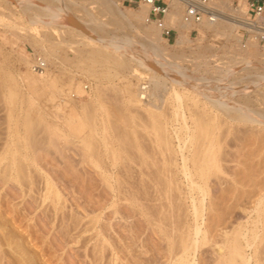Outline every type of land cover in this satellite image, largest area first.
Masks as SVG:
<instances>
[{"label": "bare ground", "instance_id": "bare-ground-1", "mask_svg": "<svg viewBox=\"0 0 264 264\" xmlns=\"http://www.w3.org/2000/svg\"><path fill=\"white\" fill-rule=\"evenodd\" d=\"M5 1L10 2L13 0ZM14 1L19 6L29 7V9L35 8V13L40 15V17L37 14L35 15L41 19L42 26L52 28L58 38L60 37L57 31L58 27L72 28L80 32L83 38L87 40L88 45L92 46L90 51H88V59L93 64L103 62V64L108 65V67L103 68L101 78L103 80H123V86L119 89L113 83L105 86L99 81L95 85L93 92L87 89L89 91V94H87L88 101L85 103L80 102L79 109H77L70 101V96L72 92L83 93L81 84H75L70 79L66 85V91L63 86H59L57 78L51 75L49 68H46L45 64L43 65L44 68L42 66V69H40V66L38 70L24 77L29 86L30 93L27 99L21 97L17 101V92L15 91L17 86H11L8 84L7 79L0 78V88L2 89V91L0 90L1 100L6 107V128L2 144L3 147L0 148V174L2 173L4 176L3 181L7 178H13L15 180L20 178L19 182L21 183V175L27 171L26 169H24L26 171H22V168H24L22 167V163L26 160L27 153L33 146L40 145V147H43L45 141L48 145H52L51 147L57 144L53 148L59 149L60 147L58 148L57 141H60V139L80 138L84 149L94 151L92 149L94 141L97 139V141L103 140V157L101 156V151L100 157L101 159L103 158V165L101 166H103L104 185L111 192H114L116 189V197L118 199L122 198L121 195L128 198L131 197L130 199L133 200L136 211L141 212L147 224L160 235L165 245L166 264H197L196 256H198V253L199 256L201 255L200 252H202L201 249L203 247H207L213 254L212 261L209 264H264V195L258 198L254 208L244 209L243 213L245 214L246 220L243 222L235 221L237 220L235 217V220H233V209L239 207L241 209L243 202L241 203L235 200L232 206H230V203L224 209L218 208L221 207L220 204L223 200L227 201V198L222 199L225 193L230 192L229 189L231 187H233L232 189L235 192L236 186L240 182L236 180L237 174H240L237 173V169L241 164L240 157L243 151L240 143H242L244 135L250 131L249 125L255 124V128L260 133L264 132V116L258 114V111L255 112L257 109H250L251 107L249 108L242 101V99L246 98L245 95H247L249 90L256 86L248 85L242 87L229 82L230 84L221 86V88L218 86L219 82L217 80L219 78L215 80L212 77L218 83L213 82V80L204 83L203 74L201 75L202 79H200L203 81L200 82L199 79L195 81L197 80L196 76H194L195 74L191 75V72L189 73L186 68L182 67L180 64L181 61H176L183 57L182 54L179 57H175V61H171L161 57V53L163 52L157 46L153 47L154 33L160 31L154 21L148 22L152 23L151 26L143 30V39L147 43H153L150 47L142 46L141 44L138 45V43L128 45L121 42V40L115 42L106 38L97 37V34L93 30L82 25L85 22H81L82 24H80V20L78 21L71 13V10L78 5L73 3L75 0L73 2L68 0H52L56 1L57 5L46 4V1L42 3L43 1L40 0H25V2H23L24 0ZM47 1L49 2V0ZM171 1L173 5L171 4L170 6L173 11L166 12L163 25L167 29H169L168 26L170 27L172 25L182 30L189 24L183 20L186 0ZM217 1L221 2L220 5L222 6V1L227 0ZM20 2H23V4H20ZM96 2L98 1L96 0ZM212 2L210 0L209 6L215 11L216 15L212 20L204 18L200 23H195V26H198L200 30H212L215 28V32L223 35H229L237 28L258 32L253 23L258 22V17H254L253 20L244 18L243 15L247 13L245 8H241L238 11L236 9L237 16H227L219 9H216ZM83 3L80 4L82 5ZM100 3L102 4L101 6H104L103 8L112 12L111 15L116 20L118 14L116 10L113 11L114 8H112L111 1L101 0ZM82 7L80 10L84 11L86 19L88 16L90 17V19L88 18L90 22H88L95 23L97 17L95 18L89 9H84V6ZM149 11L150 8L148 6L141 4V11L137 14V17L147 19L146 16L149 14ZM29 12L31 13V10ZM219 13H222V17L218 16ZM34 18H28L30 19L28 21L30 26L36 24V19L39 21L38 18ZM112 20L114 21V19ZM114 22L116 23V21ZM215 22H217L216 25H214ZM98 25L100 26V23ZM103 26L105 29V25ZM16 28H19V26H16ZM260 33L264 35V32ZM127 38L129 39V37ZM60 40L62 41L63 39ZM34 42L42 49L43 58L41 59H45L43 63L44 61L49 62L51 59L59 60L62 49L61 42L58 41L59 43H55L47 41L46 43L45 40H34ZM70 51L72 52V50ZM199 57H203L202 54ZM40 61L42 62V60ZM130 62L143 65L149 69L151 72L149 79L151 88L144 87L142 91L135 93L132 90L131 83L122 78L119 72L115 70L119 69L123 71L124 69L130 68ZM242 62H246L248 65L252 63L245 56L241 58ZM37 67L39 66L37 65ZM111 68H114V73L110 72ZM229 70L223 74L224 76H221L229 77L232 75ZM191 76H194L195 79L193 80ZM95 83L97 82L95 81ZM213 85L218 86L219 90L216 87L218 91L221 88L222 93L215 91V88H212ZM107 88H111L113 91L121 94L117 98L113 96L117 100L122 97L119 103H122L121 106L123 105V108L117 103L120 109H123L121 111L122 114L116 110L117 108L115 109L117 104L115 105L109 102L112 99L110 97L112 95L108 96L111 98L108 100V97L105 95L109 94H103V91ZM109 89L107 90L110 91ZM107 90H105V93ZM158 92L164 93L162 98L159 97ZM239 95H243L242 98ZM83 96H86L85 93ZM104 98L113 105L112 108L116 110V114L114 112L115 110L113 111L114 114L110 112L111 110L109 111L111 109L110 107L107 109L110 104H107L108 106L106 107ZM58 100H61V103H57ZM121 100L122 102H120ZM24 104L27 105L26 109L28 111L31 108H36L35 122L31 121L30 114H26L28 115L27 120L25 119L26 122L20 124L19 114ZM63 108H67L69 112L65 113L63 117L59 115L60 119L62 117L61 120H63L61 124L54 122L52 124L42 123L44 117L50 116L49 113L62 112ZM258 110L260 112L262 111L259 108ZM15 111L18 113L17 116L14 115ZM117 112L120 113V116ZM88 115H91V121L89 122L87 121ZM112 116L117 119L118 117L122 118L123 133L119 134V130H121L120 125L117 128L119 130H116L112 126ZM24 117L26 118L27 116ZM55 117L57 119L59 118L57 115ZM60 119L58 120L61 121ZM118 121L120 122V120ZM12 123L14 124L12 125ZM35 125L37 129L40 125L42 126V128L40 127L41 129L39 128L40 131L35 129ZM115 131L116 134L118 131L117 135H114ZM255 132L252 133L254 134ZM146 137L150 139V142L146 143L148 141L145 139ZM143 139L146 141L144 142ZM66 140L65 142H67ZM41 142L44 144H40ZM60 143L63 147L64 144L62 142ZM143 143H146L145 145L150 148L149 151ZM70 146L67 144L66 147L71 150L72 147ZM100 146H102L101 143ZM66 147H63V150ZM76 148L80 152V147ZM99 149L100 147L98 151ZM59 151L61 149L56 150L55 153L60 155ZM92 152L89 151V154H92ZM62 155L61 152V159L63 157ZM95 155L96 153L94 156H90L95 159ZM97 160L99 159H96V162L99 163ZM120 162H122L121 169L125 168L123 163L129 167L128 170L132 166L137 167V172H134L137 176V182L133 184L127 178L125 179L121 176L123 175L121 172L116 175L118 177L113 179V170L117 169V166H120ZM259 162L261 163V161ZM248 164L250 163L248 162ZM1 165L3 166L1 167ZM26 166L29 167V164ZM246 166L249 169V165ZM132 169L134 171L135 167ZM179 176L187 182V185H185L188 190L186 191L187 195L191 199L190 212L180 204V198L184 193L183 190H185V187L182 190L183 183L177 182ZM243 183H241V186H244ZM51 187V184H45L42 201L44 202L52 198V202L58 203L60 201L58 192H51ZM215 188H218V193L217 191L215 192ZM248 193L250 192L248 191ZM234 197L232 195L228 200H233ZM206 201H208V209L206 208ZM226 201L224 202L227 203ZM223 204L222 206H225ZM243 206L245 207L246 205ZM206 210L209 211L208 214H206ZM115 214H117L116 211ZM251 214H255V218ZM189 216L191 217V223L187 219ZM248 249L251 251L250 255L247 254Z\"/></svg>", "mask_w": 264, "mask_h": 264}, {"label": "rangeland", "instance_id": "rangeland-1", "mask_svg": "<svg viewBox=\"0 0 264 264\" xmlns=\"http://www.w3.org/2000/svg\"><path fill=\"white\" fill-rule=\"evenodd\" d=\"M40 1H43L42 3L46 1V4L50 3L57 5V2L52 0L51 2L50 0L49 2L47 0ZM68 1L73 2V0ZM97 1L98 2H96V0H75L73 3L78 5L71 10L72 15L76 17L78 21L80 20L79 23L82 24L85 22L82 25L93 30L95 34H97V37L106 38L115 42L121 40V42L128 45L138 43V45L141 44L146 47H150V45L154 43L153 47L157 46L158 49L162 50L163 53H161V57L171 61H175L176 59L174 58L182 54L183 57L176 61H181L180 64L182 67L186 68L189 73L191 72V75L195 74L194 76H196L197 79L195 81H198V79L200 82L203 81L200 80L203 74L204 83H207L209 80L215 82V80L219 78L217 81L220 87L227 86L230 83H235L242 87L255 85L256 87L249 90L247 95H245L246 98L242 99V101H244L249 108L251 107L250 109H257L255 112L258 111V114L264 116V114H262L264 112V104L262 105V103H264V41L259 39L256 32L237 28L229 35H223L215 32V28L212 30H200L198 26H195V23L187 24L182 30L170 25V27L168 26L171 30V37L169 40L161 36L162 31L159 28L160 31L154 33V41L150 44L143 39V30L146 27H150L152 23H147V19L137 17V14L141 11V3L139 0H109L112 3V8H114L113 11L116 10L118 14L116 20L115 17L111 15V11L101 6V0ZM212 1L213 5H215L214 7L227 16H237V11L241 8H245L247 13L243 15V17L247 20L254 19V14L252 10H249L247 0L222 1V6L220 5L221 2L217 0ZM4 2L7 3L5 4ZM23 2H25V0ZM23 2H20V4H23ZM171 2V0H164L165 5L168 7L167 12L173 11L170 6L172 4ZM80 3L83 4L81 5ZM82 6H84V9H89L95 18L97 17L95 23H89L90 20H88V18L90 19V17L88 16L86 19L84 11L80 10ZM219 6L221 7L219 8ZM236 9L237 11L235 12ZM30 10L31 13L29 12ZM107 12H109L110 15L107 14ZM222 13H219L218 16L222 17ZM35 14H37L35 13V8L29 9V7L19 6L14 0L10 2L0 0V78L7 79L8 84L11 86H17L15 88L17 92V101L20 100L21 97L27 99L30 96L29 86L24 77L38 70L40 66V69H42L44 64L46 68H49L51 75L57 78L59 86H63L66 91V85L70 79L73 80L75 84H81L83 93L72 92L70 96L71 99L69 98L77 109H79L81 103L88 101L87 94H89L90 90L93 92L95 85L98 84L99 81L105 86L113 83L117 88H122L123 80H103L101 78L103 68L108 67V65L103 64V62L93 64L88 59V51H90L92 46L88 45L87 40L83 38L80 32L72 28L58 27L57 31L60 34L58 38L52 28L42 26L41 19L39 18L40 15L37 14V16H39L37 17ZM32 16L39 20L37 21L36 19L37 25L35 24V27L30 26L28 22L30 19H33ZM146 18H148V15ZM112 19H114L116 23ZM99 23L100 26L98 25ZM216 23L217 22H215L214 25H216ZM101 24L105 25V29ZM16 26H19V28H16ZM79 37L81 38L79 39ZM127 37H129V39ZM39 39L45 40L46 43L47 41L55 43L58 41L61 42L62 49L59 60L51 59L49 62L44 61L43 63L45 59H41L43 58L42 49L34 42V40L40 41ZM60 39L63 40L61 41ZM70 50H72V52ZM200 54H202L203 57H199ZM243 56L247 57L252 63L250 65L246 62L241 63V58ZM40 60H42V62ZM35 63L39 67L36 68L37 65ZM129 66L130 68L124 69L123 71L119 69L115 70L119 72L122 78L131 83L133 92L138 93L142 91L144 87H152L149 81L151 72L147 67L134 62H130ZM113 69L111 68V73H114ZM228 70L232 75L229 77L226 76L228 78L224 79L226 77H222L221 75ZM194 76H191L193 80L195 79ZM95 81L97 83H95ZM213 86L212 88H215V91L222 93V87L220 91H218V86ZM0 90L2 91L1 88ZM105 90L103 94H109L105 96L108 97L112 95L110 96L112 99L109 97L107 98L108 100H113H109L111 104H120L119 100L122 99V97L118 98L119 100L116 99L118 95L121 96L119 92L113 91L110 88V91L107 90L105 93ZM110 92H114L116 95ZM84 93L86 96H83ZM158 93L159 97L162 98L164 93ZM113 95L116 96V98ZM242 96L239 95L241 98ZM239 97L237 96V98ZM64 99L67 100L66 98ZM105 99L106 98H104V100ZM107 102L108 101L105 102L106 107L108 106L107 104H110ZM120 102H122V100ZM57 103H61V100H58ZM110 105L107 107V109L109 107L111 108L109 109V111L111 110L110 112H113L117 108L116 110L122 114L123 105L121 109L119 105L118 107L114 105L115 109L112 108L113 105ZM26 108L27 105L24 104L19 114L20 124L26 122L28 118L26 114H30L32 122L36 121V108H31L29 111ZM258 108L262 111L260 112ZM116 110L114 111L115 114ZM17 111L14 112L15 116L18 114ZM68 112L67 108H63L62 112H51L49 113L50 116L43 118L42 123L52 124V122H54L61 124L63 122V120H61L63 115ZM120 113H118L119 116ZM56 115L59 117L58 119H60L59 115L62 116L60 119L61 121L55 117ZM5 116L6 107L1 100L0 94V148L3 147L2 144L4 141L3 138L6 128ZM24 116L27 117L25 118ZM90 116L91 115H88L87 117L88 122L91 121ZM114 116L117 117L116 115ZM114 116H112V126L115 127L116 130H119L117 128H119L118 125H120L121 130H119V134H121L123 133V124H121L122 118L118 117L117 119ZM118 120H120V122ZM113 122L116 126H114ZM13 124L14 123H12V125ZM41 125L40 127L42 128L43 125ZM249 126L250 133L248 132L245 134L242 143H240L243 151L240 157L241 164L237 169V173L240 174L236 176V180L240 181V185L238 184L236 186L235 192L232 189L233 187H231L229 189L230 192H228L229 194L226 192L225 196L222 198H227V201L223 200L220 204L221 207H218L219 209H224L226 205L228 206L230 203V206H232L235 200L241 203L243 202L241 209L240 207L233 209V220L237 219L235 220L237 222L245 221L244 209L248 210L254 208L258 198L264 195V132L260 133L258 129L255 128V124ZM36 127L35 125V129L40 131L41 128L38 127L37 129ZM253 128L255 129L252 130ZM35 129L34 131H36ZM252 132H255L256 135ZM117 134L115 131L114 135ZM38 137H40V135H38ZM67 139L70 142L73 140L74 143L71 142L73 143L71 144L66 139L67 142H65L64 139H60V141H57L58 148L60 147L59 149L53 148L56 147L57 144L51 147L52 145H48L46 141L45 145H43L44 143L42 142L40 143L43 147H40L38 143L36 144L38 146H33L32 149L30 148L31 150H29V154L27 153L26 160L22 163V167H24L22 171H27L21 175V183L19 182L20 178L16 180L7 178L3 181L4 176L2 173L0 174V264H166L165 245L160 235L147 224L144 215L136 211L133 200L130 199L131 197L128 198L121 195L123 199H118V197H116V189L114 192H111L104 185L103 166H101L103 165V158L101 159L100 157L101 152V156L103 157V140L97 141V139L94 141L92 148L94 151L89 150L94 153L92 152V154H89V151L84 149L80 138L73 137ZM145 139L148 141L143 139L144 142H150L148 137ZM41 141L43 140L41 139ZM60 142L64 144L63 147H66L67 144L71 145L70 147H72V149L70 150V148L66 147L63 150ZM100 143L102 146H100ZM146 143L143 144L145 145ZM96 144L99 146L96 147ZM74 146L80 147L79 149L82 156L80 152H78V148L75 149ZM145 146L149 151L150 148L147 145ZM149 146H151V144ZM99 147L100 149L98 151ZM55 149L57 151L61 149V151H59L60 155L55 153ZM61 152L63 154L62 159ZM76 152L79 154L77 155ZM131 152L133 151L131 150ZM95 153L97 156L95 155V159H93L90 155L94 156ZM96 159H99L97 160L99 163L96 162ZM101 161L102 163H100ZM259 161H261V163ZM248 162L250 164H248ZM28 164L30 168L26 166ZM123 164L125 167L124 169H121L122 162H120V166H117L118 168L113 170V179L118 177L116 175L121 172V174H123L121 176L125 179L127 178V180L134 184L137 182V176L136 173H134L137 167L132 166L129 171V167L125 163ZM246 165H249V169ZM2 166L3 165H1V167ZM133 167H135L134 171L132 169ZM177 182L183 183L182 190L185 187V190H183L185 195L184 193L181 195L180 204L190 212L191 199L186 192L188 191L186 187L187 182L180 176ZM46 183L51 184V192H58L60 198L58 203L52 202V198L44 202L42 201V194L44 193ZM241 183H243L244 186H241ZM216 191L218 193V188H215V192ZM248 191L250 193L247 194ZM232 195L235 196L233 200H228ZM222 203H224L223 205L225 206H222ZM205 204L208 209V201H206ZM115 211L117 214H115ZM208 212L209 211L206 210V214H208ZM251 216L255 218V214H251ZM187 219L189 223H191V217L189 216ZM201 251V255L199 256L198 253V256H196L197 264H209L210 261H212V252L207 247H203ZM247 254H251L249 249L247 250Z\"/></svg>", "mask_w": 264, "mask_h": 264}, {"label": "built area", "instance_id": "built-area-1", "mask_svg": "<svg viewBox=\"0 0 264 264\" xmlns=\"http://www.w3.org/2000/svg\"><path fill=\"white\" fill-rule=\"evenodd\" d=\"M249 4V10H252L254 17H261L264 14V0L257 2L251 0ZM143 5L150 8L147 23L154 21L157 26L162 30L161 36L167 38L171 37V30L167 29L163 25V19L168 11V7L165 5L164 0H139ZM210 0H186L183 13V20L185 23H200L204 18L212 20L214 18L215 11L209 6ZM259 21V20H258ZM255 29L258 31L256 35L261 41H264V35L260 32H264L263 22H253Z\"/></svg>", "mask_w": 264, "mask_h": 264}, {"label": "crops", "instance_id": "crops-1", "mask_svg": "<svg viewBox=\"0 0 264 264\" xmlns=\"http://www.w3.org/2000/svg\"><path fill=\"white\" fill-rule=\"evenodd\" d=\"M254 1L261 2L262 0H254ZM247 2H248V5H249L252 1L251 0H247ZM258 20H260L264 24V14L261 17H258Z\"/></svg>", "mask_w": 264, "mask_h": 264}]
</instances>
